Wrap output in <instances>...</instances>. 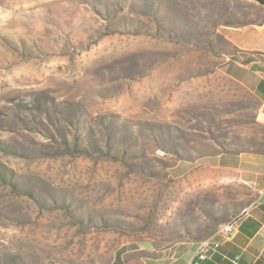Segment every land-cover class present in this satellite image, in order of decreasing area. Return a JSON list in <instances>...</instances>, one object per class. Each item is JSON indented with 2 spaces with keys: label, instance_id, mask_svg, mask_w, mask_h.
I'll return each mask as SVG.
<instances>
[{
  "label": "rangeland",
  "instance_id": "1",
  "mask_svg": "<svg viewBox=\"0 0 264 264\" xmlns=\"http://www.w3.org/2000/svg\"><path fill=\"white\" fill-rule=\"evenodd\" d=\"M244 9L0 0V264H134L254 200L225 167L264 154L260 104L222 72Z\"/></svg>",
  "mask_w": 264,
  "mask_h": 264
},
{
  "label": "crops",
  "instance_id": "2",
  "mask_svg": "<svg viewBox=\"0 0 264 264\" xmlns=\"http://www.w3.org/2000/svg\"><path fill=\"white\" fill-rule=\"evenodd\" d=\"M245 2L246 9L240 20L223 25L221 30L223 38L234 49V53L224 60L222 72L257 99L264 120V6L255 0ZM228 158L225 167L237 170L239 182L252 191L254 200L236 208V224L230 234L209 237H213L219 246L201 264H233L235 257H238V264H264V154L240 153ZM202 239L186 237L173 247L132 262L186 264Z\"/></svg>",
  "mask_w": 264,
  "mask_h": 264
},
{
  "label": "built area",
  "instance_id": "3",
  "mask_svg": "<svg viewBox=\"0 0 264 264\" xmlns=\"http://www.w3.org/2000/svg\"><path fill=\"white\" fill-rule=\"evenodd\" d=\"M236 219L233 218L232 221H230L229 224H221L216 232L214 233V236H221L225 237L228 234H230L235 227ZM219 246L218 242L211 238H207L205 240H202L198 243V248L194 254V256L186 262V264H201L202 261H204L209 253H211L213 250L217 249ZM233 264H238V257H235L232 260Z\"/></svg>",
  "mask_w": 264,
  "mask_h": 264
},
{
  "label": "trees",
  "instance_id": "4",
  "mask_svg": "<svg viewBox=\"0 0 264 264\" xmlns=\"http://www.w3.org/2000/svg\"><path fill=\"white\" fill-rule=\"evenodd\" d=\"M255 1L264 6V0H255Z\"/></svg>",
  "mask_w": 264,
  "mask_h": 264
},
{
  "label": "bare ground",
  "instance_id": "5",
  "mask_svg": "<svg viewBox=\"0 0 264 264\" xmlns=\"http://www.w3.org/2000/svg\"><path fill=\"white\" fill-rule=\"evenodd\" d=\"M230 221H232V219H231ZM230 221L226 222L225 224H229V223H230Z\"/></svg>",
  "mask_w": 264,
  "mask_h": 264
}]
</instances>
